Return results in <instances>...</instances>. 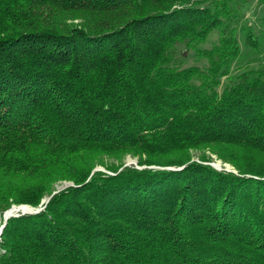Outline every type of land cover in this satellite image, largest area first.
Masks as SVG:
<instances>
[{
    "label": "trees",
    "instance_id": "1",
    "mask_svg": "<svg viewBox=\"0 0 264 264\" xmlns=\"http://www.w3.org/2000/svg\"><path fill=\"white\" fill-rule=\"evenodd\" d=\"M249 1L0 0V224L43 205L6 218L0 264H264V63L231 67L264 49Z\"/></svg>",
    "mask_w": 264,
    "mask_h": 264
},
{
    "label": "rangeland",
    "instance_id": "2",
    "mask_svg": "<svg viewBox=\"0 0 264 264\" xmlns=\"http://www.w3.org/2000/svg\"><path fill=\"white\" fill-rule=\"evenodd\" d=\"M261 15H264V2L261 3L257 0H250L249 2L243 3V5L238 8V18L241 21V23L249 22L251 23L252 26L254 25L255 30H257L258 28L261 29V27H264V26H259L260 19L258 17H261ZM73 21H76V19H73ZM216 37H217V31L215 29L210 30L207 33L205 39L198 44L199 47L210 46L211 43L215 41ZM241 47L243 49V45ZM252 53L253 54L249 53L248 55L243 54L242 57H240L238 60H236L231 65L232 70L239 69V68L255 67V66H259L264 63V49H260L258 52H252ZM175 59L179 61L181 65H188V64L203 65L205 63V59L201 57L199 53L194 51V49L184 48L182 45L176 47ZM190 151L192 153L191 156L194 159H197L198 156H200L199 154L200 152H203L202 154H206L210 158H208L207 161L204 160L203 162L208 163L213 168L231 170L235 172V169L230 163L226 161H221V159L216 157L214 153L209 152L205 148L204 149L202 148L191 149ZM104 161L106 163H109V161L114 162L110 158H104ZM130 164L134 166H140L136 163L135 156L125 153L121 158L120 165L122 166V165H130ZM151 166H157V165H151ZM94 167H97L98 169L106 171V172H110L105 166L101 164H95ZM69 183H71L70 180H65V179H62L59 181L57 180L55 183H53L54 184L53 189H55L56 187L60 188L61 186L67 185ZM20 204H26V203H20ZM12 205H18V204H10L8 207ZM26 205H29V204H26ZM37 206L40 207L42 206V204H38ZM33 207H36V206H33ZM7 208H5L4 210H6ZM2 213H1V219H2ZM13 213L18 214L22 212L19 209V210H14Z\"/></svg>",
    "mask_w": 264,
    "mask_h": 264
},
{
    "label": "water",
    "instance_id": "3",
    "mask_svg": "<svg viewBox=\"0 0 264 264\" xmlns=\"http://www.w3.org/2000/svg\"><path fill=\"white\" fill-rule=\"evenodd\" d=\"M141 166H143V165H140V166H136V167H141ZM147 166H151V165H147ZM160 167H165V168H170L171 166H160ZM179 166H177L176 168H178ZM93 169H98L97 167H93ZM69 184H71V183H69ZM65 186V185H64ZM61 187H63V186H61ZM60 187V188H61ZM59 187H56L55 189H53L51 192H50V194L48 195V196H46V197H42L41 199H40V203H44L48 198H49V196L52 194V193H54V192H56L58 189H60ZM23 205H26V204H18V205H12V206H10V207H8L6 210H4L3 211V213H2V219H1V224H0V230H1V228H2V226H3V224L5 223V220H6V218L8 217V216H10V215H13V214H17V213H13V212H8L7 210L8 209H12V208H14L13 206H15V207H18V208H20V207H22ZM29 206V208H20V211L23 213V212H34V211H37L38 209H41L42 207H43V205L42 206H36V207H33V206H30V205H28Z\"/></svg>",
    "mask_w": 264,
    "mask_h": 264
},
{
    "label": "bare ground",
    "instance_id": "4",
    "mask_svg": "<svg viewBox=\"0 0 264 264\" xmlns=\"http://www.w3.org/2000/svg\"><path fill=\"white\" fill-rule=\"evenodd\" d=\"M13 207H14V208H12V209H8L7 211H8V212H13L14 210H19L20 208H29L28 205H23V206L20 207V208L15 207V206H13Z\"/></svg>",
    "mask_w": 264,
    "mask_h": 264
}]
</instances>
